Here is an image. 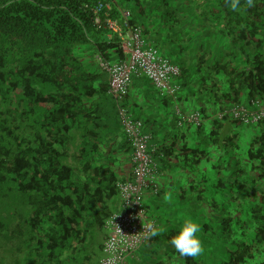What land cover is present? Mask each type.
I'll list each match as a JSON object with an SVG mask.
<instances>
[{
    "label": "trees",
    "instance_id": "1",
    "mask_svg": "<svg viewBox=\"0 0 264 264\" xmlns=\"http://www.w3.org/2000/svg\"><path fill=\"white\" fill-rule=\"evenodd\" d=\"M99 1L111 7L96 13ZM231 4L0 0V264H91L90 237L107 228L117 180L125 179L114 159L124 142L131 146L125 132L123 142L115 135L117 105L102 61L125 59L126 52L107 18L123 32L141 28L144 39L160 35L162 48L154 46L180 67L181 90L201 113L193 126L202 133L210 124L198 146L186 140L156 148L145 131L153 159L158 149L189 167L193 203L205 212L200 239L214 250L213 264H264V118L247 124L229 111L256 100L264 106V0H239L235 10ZM177 120L173 136L185 131ZM243 124L253 137L242 153ZM175 234L165 233L166 241ZM170 257L167 264H211L212 255L173 250Z\"/></svg>",
    "mask_w": 264,
    "mask_h": 264
},
{
    "label": "built area",
    "instance_id": "2",
    "mask_svg": "<svg viewBox=\"0 0 264 264\" xmlns=\"http://www.w3.org/2000/svg\"><path fill=\"white\" fill-rule=\"evenodd\" d=\"M109 3L99 1L94 10L99 13L104 8H110ZM128 17L129 12L125 11ZM95 21L101 22L96 15ZM111 28L117 31L123 39L125 59L116 62L102 61L109 74V92L115 99L121 116L124 132L130 140L133 164L132 177L117 180L118 206L106 221L108 235L104 241L103 256L99 264H129L150 239V232L155 229V223L149 217L145 205V191L156 176V163L150 150L151 135L145 131L144 122L136 117L125 104L132 75H146L164 94L175 96L181 89L179 77L180 67L164 57L154 45L146 43L139 27L123 32L114 20L107 18ZM127 24V22H126ZM229 111L243 123H256L264 118V106L256 100L253 107L237 105ZM225 110L217 113L219 117ZM193 124L202 122L200 111L195 110L186 117Z\"/></svg>",
    "mask_w": 264,
    "mask_h": 264
},
{
    "label": "crops",
    "instance_id": "3",
    "mask_svg": "<svg viewBox=\"0 0 264 264\" xmlns=\"http://www.w3.org/2000/svg\"><path fill=\"white\" fill-rule=\"evenodd\" d=\"M121 28L120 23H116ZM154 32V30H153ZM149 34L145 36L147 44H159L162 48L163 41L160 35L156 36ZM169 49V48H168ZM171 48L169 49V51ZM182 87V86H181ZM181 91V92H180ZM180 91L175 95H169L161 93L154 83L146 76L141 75L140 79H132L130 82V91L128 97H125V104L134 114L143 120L144 126L153 136L152 143L154 147L159 148L162 143L170 145L172 142L176 143L177 146L182 144L184 141H188L191 146L200 145L202 138L207 140L209 128L205 129L202 133L193 126L186 117L195 109L196 102H194L193 96H187V90ZM181 96V97H180ZM187 99V100H186ZM117 108L111 109V112L116 118V131L115 135L121 134V141L126 140L124 135L123 126H121L120 118ZM216 114V113H215ZM178 117L181 118L185 131L174 134L173 125L178 126ZM177 118V119H176ZM177 120V122H176ZM180 125V124H179ZM180 126L181 127H183ZM178 128V127H177ZM183 133V134H182ZM117 141H120L117 140ZM187 142V143H188ZM209 142V141H208ZM119 144L116 142L115 147ZM120 145V144H119ZM156 145V146H155ZM155 148V149H156ZM176 152H179V147H176ZM214 149V147H212ZM120 154L115 157L114 168L118 170L121 178H131L133 164L131 160V146L129 147L125 142L118 148ZM158 150V149H157ZM157 150L154 152V161L156 163V176L154 180L150 181L149 186L145 191V205L149 214V217L155 223V229L157 230V236L160 234L162 239L154 237V240L148 241L140 251L129 260V264H167L171 262L170 257L175 250L169 241L165 239V233L177 232L179 227L186 219H192L198 221V224H204L205 220L202 219L205 212H202L199 205L193 203V197L196 193L191 190L190 177L192 176L189 171V167L184 165V161L179 158H170L159 154ZM153 154V150H152ZM217 157V155L215 154ZM208 196H216L210 193ZM224 195H229L228 191L223 192ZM118 206V197H115L111 203V210L114 211ZM201 219V222H200ZM108 229V228H107ZM108 235L103 239V243ZM103 256V251L102 255ZM101 257L95 264H99Z\"/></svg>",
    "mask_w": 264,
    "mask_h": 264
},
{
    "label": "clouds",
    "instance_id": "4",
    "mask_svg": "<svg viewBox=\"0 0 264 264\" xmlns=\"http://www.w3.org/2000/svg\"><path fill=\"white\" fill-rule=\"evenodd\" d=\"M248 5H251L252 0H247ZM239 0H232L231 7L235 10L238 7ZM200 226L198 222L192 219H186L179 230L173 235L169 241L171 246L181 256L196 257L203 251L202 242L198 235ZM157 230L150 232L151 236H156Z\"/></svg>",
    "mask_w": 264,
    "mask_h": 264
},
{
    "label": "rangeland",
    "instance_id": "5",
    "mask_svg": "<svg viewBox=\"0 0 264 264\" xmlns=\"http://www.w3.org/2000/svg\"><path fill=\"white\" fill-rule=\"evenodd\" d=\"M217 113L218 112H216V115H217ZM231 128H232V126H231ZM240 131H241V133H240V137L237 140V143H239L238 146L243 153L246 150V148L249 146L250 141L253 137L252 136L253 129L251 126L243 124L240 127ZM229 132H230V130H229ZM232 133H234V131H232ZM196 222H198V221H196ZM199 226H200V231H199L198 235H199V237H203L206 240L207 234L205 233L203 227L201 225H199ZM105 232L107 233L108 229L104 226L103 228L96 229V231L90 237L91 245L89 247V251L92 254L91 264H95L102 255V250L100 249L99 244H100V241L102 240V238L104 237ZM202 248H203L204 253L206 255H209V256L212 255L210 263L213 264L215 262L214 261V256H215L214 250H212V248L209 249L210 248L209 245H208V247L205 248L203 243H202Z\"/></svg>",
    "mask_w": 264,
    "mask_h": 264
}]
</instances>
